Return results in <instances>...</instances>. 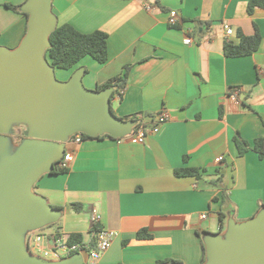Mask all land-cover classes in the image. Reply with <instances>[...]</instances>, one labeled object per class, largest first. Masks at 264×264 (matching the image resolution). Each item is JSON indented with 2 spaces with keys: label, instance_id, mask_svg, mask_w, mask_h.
<instances>
[{
  "label": "crops",
  "instance_id": "crops-1",
  "mask_svg": "<svg viewBox=\"0 0 264 264\" xmlns=\"http://www.w3.org/2000/svg\"><path fill=\"white\" fill-rule=\"evenodd\" d=\"M27 1L0 0V46L20 45L28 20L7 5L22 10ZM249 1L53 0L58 25L107 33L109 55L106 64L87 57L70 71L56 70V77L66 82L84 68V86L96 90L128 69L126 93L112 102L113 112L124 119L140 113L156 118L166 110L169 119L142 145L107 135L68 141L73 159L67 172L43 175L34 187L61 209L50 234L81 233L88 243L96 212L98 227L117 233L97 264H202L205 235L223 234L229 220L248 221L264 209V158L254 150L264 139V9L249 14ZM172 10L181 16L175 27L168 24ZM255 26L259 50L227 57L225 45L239 43V30L254 35ZM189 30L192 45L184 43ZM155 118L144 122L152 125ZM236 135L249 144L244 156ZM184 168L201 170L202 180L175 174ZM142 231L147 236L139 238Z\"/></svg>",
  "mask_w": 264,
  "mask_h": 264
},
{
  "label": "water",
  "instance_id": "water-1",
  "mask_svg": "<svg viewBox=\"0 0 264 264\" xmlns=\"http://www.w3.org/2000/svg\"><path fill=\"white\" fill-rule=\"evenodd\" d=\"M53 0H28L27 32L15 49L0 46V264H87L88 251L61 261L30 252L27 235L59 222L62 212L34 192L39 179L52 173L72 136L123 139L137 121L112 109L114 89L90 90L85 69L69 81L56 77L46 58L58 26ZM26 128L18 146L13 129ZM204 264H264V209L254 218L228 221L225 233L204 236Z\"/></svg>",
  "mask_w": 264,
  "mask_h": 264
},
{
  "label": "trees",
  "instance_id": "trees-1",
  "mask_svg": "<svg viewBox=\"0 0 264 264\" xmlns=\"http://www.w3.org/2000/svg\"><path fill=\"white\" fill-rule=\"evenodd\" d=\"M8 8L21 13L27 20L28 14L21 10V7L7 5ZM256 9H264V0H250L248 2L247 10L249 14H253ZM255 34L252 36H246L242 31H238L239 43L229 42L224 47V54L227 57H244L253 55L260 48L261 35L257 26H255ZM51 48L46 51V58L49 63L55 68V70H66L70 71L76 68L80 62L87 57H91L99 64H106L108 62V34L97 30L90 34H84L77 31L73 26L69 24L58 25L56 30L50 36ZM128 78V69L124 76H118L107 83L100 85L97 90L101 91L104 89H114V94L118 93L122 89H126ZM146 118H152L143 113L133 115L127 119L137 121V124H146L144 120ZM25 138V133H22ZM90 138L84 135V139ZM99 138V137H98ZM236 145L239 150V155L244 156L248 151L249 144L247 141L242 139L239 135L234 138ZM254 150L264 158V139H258L255 142ZM67 169H62L56 165L52 174L66 173ZM175 174L179 177L193 176L199 180L203 178V172L196 168H184L176 170ZM223 181V175L220 176V182ZM219 182V181H218ZM227 203V199L224 196L223 205ZM60 210L59 208H55ZM222 208L220 213L221 225L226 219V214ZM95 227L92 230V238L88 243L85 242L84 236L81 233H72L67 235L65 238L68 243H85L89 246L88 251L95 246L96 234L99 231L98 224H94ZM58 226V224L51 225L50 227ZM146 232L142 231L138 234L139 238L146 237ZM206 262V254L204 248V256L202 264ZM157 264H182L180 261L173 259L160 260Z\"/></svg>",
  "mask_w": 264,
  "mask_h": 264
},
{
  "label": "built area",
  "instance_id": "built-area-1",
  "mask_svg": "<svg viewBox=\"0 0 264 264\" xmlns=\"http://www.w3.org/2000/svg\"><path fill=\"white\" fill-rule=\"evenodd\" d=\"M151 9V8H148ZM181 22V16L178 11L172 10L169 12L168 24L171 27L178 26ZM223 28L226 31L228 37L233 35V29L227 25L223 24ZM193 30L187 32V36L184 38V43L186 45H192L194 39L191 36ZM126 93V89L120 90L118 93L113 95L114 100H122ZM233 97L237 100L239 98V93H235ZM169 115L166 110L160 112L155 118L154 124H137L134 128L133 133L128 136L137 143L145 144L147 138L151 134H156L160 132L162 125L168 122ZM84 140L83 134H76L71 137L69 142L80 144ZM72 154L66 152L64 157L58 162V166L62 169H68L69 163L72 161ZM223 161V157L217 159L218 163ZM207 214L202 215V220L207 219ZM93 224H99L101 222V216L94 212L91 217ZM117 237V233L113 230L100 227L96 234V243L89 251V246L85 243H73L67 242L65 235L61 232H56L54 234L43 235L36 232H30L27 235V246L31 253L37 252L39 257L45 258L51 261H61L63 259L69 258L75 254L82 251H88L89 259L87 264H97L101 258V255L107 252L112 246L114 240Z\"/></svg>",
  "mask_w": 264,
  "mask_h": 264
},
{
  "label": "rangeland",
  "instance_id": "rangeland-1",
  "mask_svg": "<svg viewBox=\"0 0 264 264\" xmlns=\"http://www.w3.org/2000/svg\"><path fill=\"white\" fill-rule=\"evenodd\" d=\"M58 78V77H57ZM58 80H60L58 78ZM62 81V80H60ZM63 82V81H62ZM26 131V128L23 127V126H19V127H16L13 129V132L12 134L10 135V137L13 139V140H17V143L19 144L21 142L22 139H24V137L22 138L23 134L22 133H25ZM215 229V226L213 227ZM50 230H51V227H46V228H43V229H40V230H37L35 231L36 233H39V234H43V235H48L50 234ZM35 255H38L37 252H34Z\"/></svg>",
  "mask_w": 264,
  "mask_h": 264
},
{
  "label": "flooded vegetation",
  "instance_id": "flooded-vegetation-1",
  "mask_svg": "<svg viewBox=\"0 0 264 264\" xmlns=\"http://www.w3.org/2000/svg\"><path fill=\"white\" fill-rule=\"evenodd\" d=\"M24 127V126H23Z\"/></svg>",
  "mask_w": 264,
  "mask_h": 264
}]
</instances>
